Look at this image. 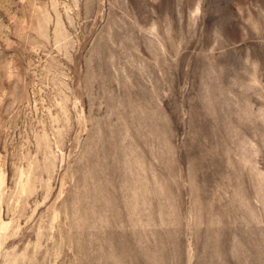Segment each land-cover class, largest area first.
Wrapping results in <instances>:
<instances>
[{
  "label": "rangeland",
  "instance_id": "obj_1",
  "mask_svg": "<svg viewBox=\"0 0 264 264\" xmlns=\"http://www.w3.org/2000/svg\"><path fill=\"white\" fill-rule=\"evenodd\" d=\"M0 264H264V0H0Z\"/></svg>",
  "mask_w": 264,
  "mask_h": 264
}]
</instances>
